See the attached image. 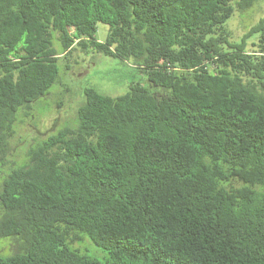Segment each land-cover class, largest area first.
I'll use <instances>...</instances> for the list:
<instances>
[{
    "label": "trees",
    "instance_id": "obj_1",
    "mask_svg": "<svg viewBox=\"0 0 264 264\" xmlns=\"http://www.w3.org/2000/svg\"><path fill=\"white\" fill-rule=\"evenodd\" d=\"M256 1L0 0V173L77 47L145 82L80 89L76 125L0 177V264H264V16L250 42L227 26Z\"/></svg>",
    "mask_w": 264,
    "mask_h": 264
},
{
    "label": "rangeland",
    "instance_id": "obj_2",
    "mask_svg": "<svg viewBox=\"0 0 264 264\" xmlns=\"http://www.w3.org/2000/svg\"><path fill=\"white\" fill-rule=\"evenodd\" d=\"M263 16L264 0H257L246 11L235 12L227 21L233 40L239 41L245 37L246 41L250 42L253 37L248 38L247 33ZM107 33L108 25L98 23L95 31L96 40L103 41ZM52 46L56 51L61 50L55 35L52 38ZM57 66L59 81L50 87L48 94L32 104V113L28 116L22 111L17 113L12 141L13 154L8 156L0 177L25 163L26 152L33 143L64 126L76 125L74 110L81 101L80 89L92 86L101 93L115 96L124 93L130 84L137 82L145 84L143 74L136 72L132 67V59L122 61L101 53L87 52L79 47L58 59ZM80 235L81 239L74 242L72 247L104 262L108 256L106 250L94 244L87 236ZM8 244L9 239H0L1 254L8 253Z\"/></svg>",
    "mask_w": 264,
    "mask_h": 264
}]
</instances>
